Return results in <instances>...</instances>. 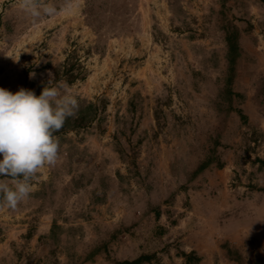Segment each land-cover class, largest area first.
I'll use <instances>...</instances> for the list:
<instances>
[{
    "label": "rangeland",
    "instance_id": "obj_1",
    "mask_svg": "<svg viewBox=\"0 0 264 264\" xmlns=\"http://www.w3.org/2000/svg\"><path fill=\"white\" fill-rule=\"evenodd\" d=\"M49 2L0 0V88L79 110L0 210V264H264V0Z\"/></svg>",
    "mask_w": 264,
    "mask_h": 264
},
{
    "label": "clouds",
    "instance_id": "obj_2",
    "mask_svg": "<svg viewBox=\"0 0 264 264\" xmlns=\"http://www.w3.org/2000/svg\"><path fill=\"white\" fill-rule=\"evenodd\" d=\"M15 6L34 20L58 14L49 0H16ZM63 10H71V0ZM51 84L38 97L24 88L15 94L0 88V210H15L29 198L38 173L58 162L55 133L77 114L79 103L66 81Z\"/></svg>",
    "mask_w": 264,
    "mask_h": 264
},
{
    "label": "trees",
    "instance_id": "obj_3",
    "mask_svg": "<svg viewBox=\"0 0 264 264\" xmlns=\"http://www.w3.org/2000/svg\"><path fill=\"white\" fill-rule=\"evenodd\" d=\"M226 42H227V46L229 49V62H230V68L231 71H233V65L235 62V56L238 52V42H237V35L236 34H232V35H227L226 37ZM66 68V67H65ZM70 72H72V66L69 67L68 70L65 71V74H70ZM73 77L71 79H68L67 81L70 83L73 81ZM258 162H260V160L258 159ZM207 165L203 164L199 169L205 168ZM184 258L189 261L191 259V255L188 254H184L183 255ZM151 256L149 255H141L138 258L132 260V261H124L121 264H142V263H147L151 261Z\"/></svg>",
    "mask_w": 264,
    "mask_h": 264
}]
</instances>
